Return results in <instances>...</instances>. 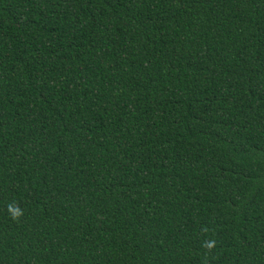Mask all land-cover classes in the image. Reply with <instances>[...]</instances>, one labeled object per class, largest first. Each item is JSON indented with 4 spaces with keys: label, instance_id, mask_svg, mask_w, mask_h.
Returning a JSON list of instances; mask_svg holds the SVG:
<instances>
[{
    "label": "trees",
    "instance_id": "16d2710c",
    "mask_svg": "<svg viewBox=\"0 0 264 264\" xmlns=\"http://www.w3.org/2000/svg\"><path fill=\"white\" fill-rule=\"evenodd\" d=\"M0 264H264V0H0Z\"/></svg>",
    "mask_w": 264,
    "mask_h": 264
}]
</instances>
